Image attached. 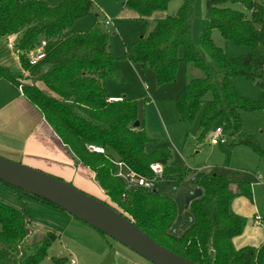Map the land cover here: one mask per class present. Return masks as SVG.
Wrapping results in <instances>:
<instances>
[{"label": "trees", "instance_id": "1", "mask_svg": "<svg viewBox=\"0 0 264 264\" xmlns=\"http://www.w3.org/2000/svg\"><path fill=\"white\" fill-rule=\"evenodd\" d=\"M170 1L126 0L124 5L147 18L156 11H165ZM204 1L206 25L198 42L191 33L195 17L193 1L182 0L174 15L158 20L148 36L135 42L131 60L148 67L157 86L175 82L180 62L185 71L197 70L199 76L188 77L175 100L179 121L196 123V140L200 144L213 131L214 123L223 119L227 137L233 140L231 145L249 148L264 163V147L242 127L243 113L260 111L264 115V0ZM236 4L242 10L233 9ZM92 10L90 0H61L56 6L43 0H0V50L11 45L19 64L16 71L0 67V79L21 89L24 97L40 110L75 164L91 171L105 197L116 206L101 202L132 221L159 245L195 264H264V242L257 253L252 247L233 246L243 223L230 212L234 194L230 180L224 175L194 174L190 180L193 187L187 188L186 193L199 188L202 194L185 210L188 217L181 223L184 226L181 233L172 235L179 217L169 193H173L174 185L186 186L183 180L190 172L171 164L170 147L156 148L140 124L133 127L138 121L135 102L107 98L103 84L113 61L108 34L98 23L85 32L65 33ZM212 30H217L227 42L249 47L251 51L237 58L227 57L213 44ZM42 42L44 58L31 65L29 53ZM181 49L184 53L180 59ZM236 77L256 84L262 90L259 99L240 96L232 84ZM261 133L264 135V127ZM96 148L103 152L93 150ZM118 162L146 178L152 176L150 165L159 164L164 182L158 183L153 191L141 188L128 191L124 180L115 176ZM2 184L18 196L24 194L58 208ZM238 189L241 195L251 196L250 184L240 182ZM30 225L24 211L0 202V264H38L47 255L56 234L51 231L43 234L33 244L38 247L33 252L27 246ZM262 225L264 232V218Z\"/></svg>", "mask_w": 264, "mask_h": 264}, {"label": "rangeland", "instance_id": "2", "mask_svg": "<svg viewBox=\"0 0 264 264\" xmlns=\"http://www.w3.org/2000/svg\"><path fill=\"white\" fill-rule=\"evenodd\" d=\"M43 1L49 6H56L61 0ZM91 1L94 4L92 13L76 20L65 33L85 32L97 20L100 28L108 34V48L113 61L110 75L103 84L107 98L124 96L126 100L136 103L138 122L146 137L153 141L156 148L168 146L172 149L173 166L189 170L190 176L201 172L228 177L231 182L230 190L234 194L230 212L243 223L241 233L232 241L233 246L235 249L252 247L257 253L264 242L263 161L249 148L231 145L233 140L227 137L223 119H218L214 123L213 131L216 128L222 131L216 145L210 143L213 131L198 144L196 123L188 125L179 121L175 100L182 92L187 78L199 76L197 70L189 68V71H185L184 65L180 62L175 82L157 86L153 72L148 67H141L131 60L133 45L140 37H146L154 30L156 16L141 18L137 12L125 7V0ZM192 1L195 17L191 33L193 40L198 42L206 25L205 1ZM181 5L182 0L170 1L165 16L174 15ZM232 8L242 10L239 4L233 5ZM104 20H109L110 23L105 25ZM211 38L213 44L222 49L229 58L244 56L251 51L249 47L227 42L217 30L211 31ZM183 53L181 49L180 59ZM232 84L242 97L256 101L261 96L262 90L244 78H233ZM242 127L246 134L253 136L264 147V135L261 133L264 127L262 112L243 113ZM81 168L83 170L80 169L76 173L72 183L66 182L61 177L57 178L97 200L116 206L102 194L101 188L95 184L86 167L81 166ZM190 176L183 180L187 182L186 186L178 187L176 192L169 193V197L176 204L178 228L188 217L184 210V197L187 188L193 187ZM240 182L250 184V197L239 193ZM2 183H0V202L18 211H24L32 223L27 242L29 249L36 252L38 247L33 244L38 242L47 231L54 232L57 236L48 248L47 255L38 264H66L70 257L74 258L77 264H151L69 213L24 194L18 196L13 189ZM182 215H184L183 219Z\"/></svg>", "mask_w": 264, "mask_h": 264}, {"label": "water", "instance_id": "3", "mask_svg": "<svg viewBox=\"0 0 264 264\" xmlns=\"http://www.w3.org/2000/svg\"><path fill=\"white\" fill-rule=\"evenodd\" d=\"M133 127H139V122L136 121ZM0 181L55 205L151 264H195L159 245L105 203L57 177L0 156ZM201 194L199 188L194 189L192 194H186L184 210Z\"/></svg>", "mask_w": 264, "mask_h": 264}, {"label": "crops", "instance_id": "4", "mask_svg": "<svg viewBox=\"0 0 264 264\" xmlns=\"http://www.w3.org/2000/svg\"><path fill=\"white\" fill-rule=\"evenodd\" d=\"M165 13L166 11H156L150 17L156 16L157 23L167 17ZM104 21L105 25L110 23L109 20ZM95 23L97 20L93 24ZM0 67L19 70L18 58L11 45L0 50ZM122 98L124 96H110L108 99L118 101ZM0 156L48 175L61 177L70 183L82 169V165L75 164L40 110L24 97L20 88L5 79H0ZM86 170L93 179L91 171ZM101 192L104 194L102 190Z\"/></svg>", "mask_w": 264, "mask_h": 264}, {"label": "built area", "instance_id": "5", "mask_svg": "<svg viewBox=\"0 0 264 264\" xmlns=\"http://www.w3.org/2000/svg\"><path fill=\"white\" fill-rule=\"evenodd\" d=\"M44 46L45 43L42 42L41 45L36 48L35 50L31 51L29 53V62L31 65L36 64L39 60L44 58ZM222 131L219 128H216L214 132L211 135L210 143L212 145H216L218 143V140L221 137ZM97 152H103L101 149H93ZM116 174L115 176L117 178H120L124 180L126 184V190H132V189H145L148 191H153L158 183L164 182V173L163 168L159 164H152L150 165V170L152 172L151 178H146L143 176H140L136 174L134 171L129 169L126 165L123 163H116ZM194 175L191 177V180H193ZM183 182V181H182ZM185 183V182H184ZM178 190V186L174 185L171 188V192H176ZM192 194V192H190ZM257 221H260L256 219ZM188 223H191V218H188ZM183 224H181V227H174L171 231L172 235H178L183 230ZM66 264H77L76 260L74 258H68L66 261Z\"/></svg>", "mask_w": 264, "mask_h": 264}]
</instances>
